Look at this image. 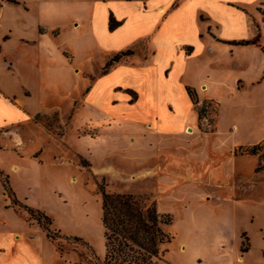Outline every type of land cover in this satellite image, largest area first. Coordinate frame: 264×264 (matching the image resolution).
<instances>
[{"label":"rangeland","instance_id":"1","mask_svg":"<svg viewBox=\"0 0 264 264\" xmlns=\"http://www.w3.org/2000/svg\"><path fill=\"white\" fill-rule=\"evenodd\" d=\"M108 1L0 0V172L19 204L43 212L51 231L82 243L60 239L59 250L6 193L10 206H0V228L18 231V242L27 253L38 252L43 264H94L92 253L99 259L104 255L102 186L108 193L153 200L171 217L164 229L172 239L161 247L160 264H264V71H259L264 0L251 1L255 21L251 16L233 26L210 25L205 15L191 22L192 29L178 24L183 17L168 21L165 35L196 29L203 35L187 60L184 79L202 99L195 106L203 108L197 122L202 136L187 143H141L137 153L124 138L117 146L120 135L134 131L127 123L112 125L115 144L98 137L111 133V122H103L107 112L92 101L122 93L109 91L107 84L89 90L113 53L132 47L134 54L119 63L137 67L144 62L152 48V26L146 14L140 15L141 0ZM180 3L189 9L200 2ZM108 5L132 18L113 45L93 27L102 24ZM241 35L246 38L219 39ZM7 55L13 58L11 68ZM17 93L24 108L17 105ZM189 118L194 122L193 114ZM257 143L256 154L235 153ZM191 152L199 173L203 179L211 175V182L202 185L191 176Z\"/></svg>","mask_w":264,"mask_h":264},{"label":"crops","instance_id":"2","mask_svg":"<svg viewBox=\"0 0 264 264\" xmlns=\"http://www.w3.org/2000/svg\"><path fill=\"white\" fill-rule=\"evenodd\" d=\"M122 1L126 4L131 2V0ZM251 1L199 0L200 3L187 9L180 3V0L175 6H172L174 0H141L140 15L146 14L148 16L147 20H150L147 24L150 27L152 26L153 43H151V52L147 58H144V62L137 67L126 63H118L106 73H100L95 77L93 87L90 88L89 93L92 89L99 91L103 84L109 86V91L122 93L120 98L110 94L107 99L92 101L100 109L107 112L102 117L103 122H111L110 125H107L108 128L112 129L111 133H105L104 135L100 133L98 137L103 136L111 140L112 136L115 135L114 138H117L116 127L112 125L117 126L118 121L119 123L129 124L134 131L120 135L121 138L119 137L117 146H121V140L124 138V142L129 145L130 150L132 149L131 152L134 153L138 152V145L141 143L157 142L165 145L172 140L187 143L189 139L193 138L192 136L201 138L202 135H198L197 127V122H199L198 113L186 90L187 87L196 89L184 79L186 77L187 60L197 53L199 40L203 35L198 29L189 30V34L186 30H183L178 35H165V27L171 19L176 17L177 20L178 17H183L182 21H178V24L182 27L190 25L192 29L191 22L193 24L198 20L202 21L200 17L204 15L208 18L210 25L213 26H233L235 23H243L253 16L251 14ZM160 7L162 11L158 10ZM107 8L102 15V24L93 27L95 33H101L102 37L113 45L117 42V33L126 27L129 20L132 21V18L117 14L110 5ZM247 12L250 15L247 16ZM110 14L116 21L120 22L113 30L108 29ZM253 17L255 21L257 17ZM189 20L190 24L188 23ZM79 23V21H76L73 26H78ZM244 38L246 37L242 35L219 37L220 40L224 41H237ZM136 40L138 39L136 38ZM114 46L117 47V45ZM6 58L8 67H13V58L10 55H7ZM259 71H264V66ZM118 78L121 79L117 80ZM238 81L241 82V80ZM202 84L200 83L198 87L205 86ZM87 98L85 100H89ZM197 99L202 100L198 97ZM15 100L20 108L25 107L21 93L15 95ZM190 114L194 115V122L190 121ZM185 129L189 132H185ZM109 140L108 144H115V139ZM235 144L232 142L230 147L232 150L236 146ZM109 147L111 146H105V148ZM213 147L214 150L218 151V142ZM191 154H193V157L188 158V163H191L192 166L187 169L192 174L191 176L202 185L211 182V175L204 176L203 179V175L199 173L201 167H198L196 153H187V155ZM192 170L195 171V174L192 173ZM0 201V206L9 208V199L1 186ZM9 212L11 213V211ZM20 237L18 231L0 228V264H43L41 259L37 257L38 252L29 251L27 253L28 249L23 247L24 243L18 242ZM33 241L34 239H29V243Z\"/></svg>","mask_w":264,"mask_h":264},{"label":"trees","instance_id":"3","mask_svg":"<svg viewBox=\"0 0 264 264\" xmlns=\"http://www.w3.org/2000/svg\"><path fill=\"white\" fill-rule=\"evenodd\" d=\"M15 2V0H6ZM173 2L172 6H175ZM120 22L116 21L112 14L109 16L108 29L113 30ZM239 43H247L240 41ZM134 54L132 47L113 53L101 69V74L106 73L111 67ZM192 103L197 105L194 91L186 88ZM203 107V106H202ZM197 108L198 120L201 119L203 108ZM260 150V143L248 147H238L236 152L256 154ZM1 184L13 205H21L16 200L14 193L8 185L7 177L1 172ZM101 221L104 228V255L102 259L91 254L94 264H160L163 255L162 245L169 243L172 236L164 227L171 223L168 214L160 213L155 201H148L132 193H108L101 186ZM23 209L34 218L43 228L46 237L55 242L61 250L60 239L67 242L82 243L80 239L61 235L59 232L49 229L51 220L41 211L26 205Z\"/></svg>","mask_w":264,"mask_h":264},{"label":"bare ground","instance_id":"4","mask_svg":"<svg viewBox=\"0 0 264 264\" xmlns=\"http://www.w3.org/2000/svg\"><path fill=\"white\" fill-rule=\"evenodd\" d=\"M159 11H161L162 10V8L160 7V9H158ZM186 132H189L188 130L186 131Z\"/></svg>","mask_w":264,"mask_h":264}]
</instances>
